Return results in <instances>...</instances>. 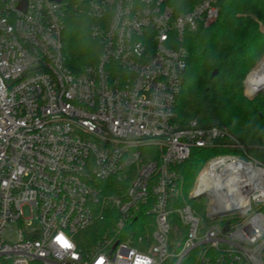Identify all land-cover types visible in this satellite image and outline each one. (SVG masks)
Segmentation results:
<instances>
[{"label":"built area","instance_id":"built-area-1","mask_svg":"<svg viewBox=\"0 0 264 264\" xmlns=\"http://www.w3.org/2000/svg\"><path fill=\"white\" fill-rule=\"evenodd\" d=\"M220 1L177 15L171 0H0V264H181L195 251L194 264H264V163L225 127L174 121L184 34L214 23ZM68 11L101 46L79 75L62 54ZM194 149L223 151L187 194L203 217L173 168ZM111 177L129 181L123 197H103ZM111 209V236L83 252L78 235ZM140 209L151 233L119 240Z\"/></svg>","mask_w":264,"mask_h":264},{"label":"trees","instance_id":"trees-1","mask_svg":"<svg viewBox=\"0 0 264 264\" xmlns=\"http://www.w3.org/2000/svg\"><path fill=\"white\" fill-rule=\"evenodd\" d=\"M201 1L171 0V4L178 15L190 11ZM218 6L219 14L214 23L184 34L183 45L188 57L183 84L175 99L174 121L180 128L193 120L201 128L225 127L254 159L264 163V92L252 100L243 92L246 76L264 57V0H221ZM63 25L61 42L65 67L79 75L97 64L101 46L92 37V20L84 12L68 11ZM222 153L216 149H194L187 160L173 167L180 176L183 195L187 196L204 163ZM128 183L116 177L107 179L103 185L100 183L103 197H123ZM104 216V220L98 219L78 235L83 252L111 236L116 211L111 209ZM147 218L140 209L128 221L119 240L128 237L136 240L147 234L142 225ZM170 236L172 240L183 236L179 225Z\"/></svg>","mask_w":264,"mask_h":264},{"label":"rangeland","instance_id":"rangeland-1","mask_svg":"<svg viewBox=\"0 0 264 264\" xmlns=\"http://www.w3.org/2000/svg\"><path fill=\"white\" fill-rule=\"evenodd\" d=\"M262 61H264V57H262L257 63H256V65L254 66V68L248 73V75H250L252 72H253V70H255L259 65H260V63L262 62ZM248 75L246 76V78L248 77ZM246 78H245V80H246ZM245 80H244V82H243V92H244V96L245 97H247L248 99L250 98V96L251 95H249L247 92H246V87H245ZM250 100H252V99H250ZM216 150H220V149H216ZM221 151V150H220ZM185 198V201H186V203H189L192 207H194L195 209H196V211H197V214L200 216V217H203L204 216V206H205V204H204V202H202V201H199V203H197V202H194L193 203V201H191V200H189L188 199V197L186 196V195H183ZM28 215H26V217H27ZM33 225H31V226H29L30 228H34L35 227V225H34V223H32ZM142 225H143V230H145L146 232H148L147 234H149V233H151V229H149L148 228V230H146V227L148 226V225H151V219L149 218H147L146 220H144L143 222H142ZM196 253V252H195ZM195 253H191L187 258H186V260H185V264H190L191 262L194 264L195 263V261H196V258H197V253H196V255H195ZM193 257V258H192Z\"/></svg>","mask_w":264,"mask_h":264},{"label":"bare ground","instance_id":"bare-ground-1","mask_svg":"<svg viewBox=\"0 0 264 264\" xmlns=\"http://www.w3.org/2000/svg\"><path fill=\"white\" fill-rule=\"evenodd\" d=\"M246 92L249 95H254L258 90H264V61L248 75L245 80Z\"/></svg>","mask_w":264,"mask_h":264},{"label":"water","instance_id":"water-1","mask_svg":"<svg viewBox=\"0 0 264 264\" xmlns=\"http://www.w3.org/2000/svg\"><path fill=\"white\" fill-rule=\"evenodd\" d=\"M261 92H264V90H262V89L258 90L254 95L250 96L249 99L255 98ZM203 196H205V194L204 193H201V194H198V195L193 196L191 199H197V198H200V197H203ZM225 213H227V212H223L222 214H225ZM115 245H114V247H115Z\"/></svg>","mask_w":264,"mask_h":264}]
</instances>
